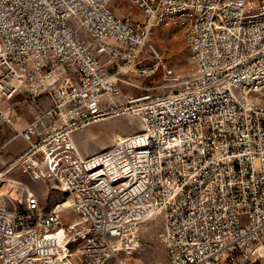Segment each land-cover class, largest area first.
Masks as SVG:
<instances>
[{"label":"built area","instance_id":"1","mask_svg":"<svg viewBox=\"0 0 264 264\" xmlns=\"http://www.w3.org/2000/svg\"><path fill=\"white\" fill-rule=\"evenodd\" d=\"M113 1L0 0V126L29 143L9 166L63 194L0 209V264H131L158 217L166 264H263L264 0H128L143 20ZM158 27L182 32L193 75ZM120 115L138 130L79 153L78 130Z\"/></svg>","mask_w":264,"mask_h":264},{"label":"rangeland","instance_id":"2","mask_svg":"<svg viewBox=\"0 0 264 264\" xmlns=\"http://www.w3.org/2000/svg\"><path fill=\"white\" fill-rule=\"evenodd\" d=\"M112 7L121 16H132L135 20L144 19L142 11L128 0H114ZM153 40L177 74L189 77L196 72V64L191 57L190 49L178 28L158 27ZM149 61L150 59L145 60V62ZM109 69L111 70V67ZM161 73L160 66L158 72L149 80L157 79V75ZM132 77L138 81L146 80L143 77L133 75ZM124 88L127 91L131 90L128 85H124ZM14 102L19 113L14 109L12 115L23 114L25 120H30L35 113L36 105L26 95L17 96ZM21 120H19L20 125ZM137 130L138 122L135 118L130 115H120L85 126L76 132L75 140L81 154L86 156L111 145L115 139ZM11 138L14 139L5 147L0 157V170L3 171L0 178V209L12 210L14 207H22L26 194L32 191H37L41 195L46 206H52L63 197V194L60 191H52L48 178H29L24 167L18 163L9 167V163H13L29 144L16 128L10 125L0 126V144ZM162 225V218L158 217L144 226L140 249L130 258L131 264H166L164 250L160 244ZM124 256L121 254L113 257L108 264H124L121 262Z\"/></svg>","mask_w":264,"mask_h":264},{"label":"bare ground","instance_id":"3","mask_svg":"<svg viewBox=\"0 0 264 264\" xmlns=\"http://www.w3.org/2000/svg\"><path fill=\"white\" fill-rule=\"evenodd\" d=\"M0 47H1V45H0ZM20 119H21V115H20V114L12 115V120H13V122L15 123V125H16L17 127H19V128H23L24 126H22V125L19 124V120H20ZM124 136H125V135H124ZM124 136H123V137H124ZM123 137H119V138H123ZM119 138H117V139H119ZM78 151H79V153H81L79 147H78ZM63 247H64V246H63ZM63 247H62V251H65L66 249L63 248Z\"/></svg>","mask_w":264,"mask_h":264},{"label":"crops","instance_id":"4","mask_svg":"<svg viewBox=\"0 0 264 264\" xmlns=\"http://www.w3.org/2000/svg\"><path fill=\"white\" fill-rule=\"evenodd\" d=\"M16 111H17V109H16ZM18 112V111H17ZM22 119V118H21ZM20 119V120H21ZM26 124V120L24 119V121H21V125L22 126H24ZM14 138H11L9 141H7V142H4L3 144H0V146H3L4 148H3V153H4V149H5V147L9 144V142H11V140H13ZM3 153H2V155H3ZM1 155V156H2ZM10 163H12V162H10ZM10 163H9V165H10ZM13 166V165H12ZM10 167V166H9Z\"/></svg>","mask_w":264,"mask_h":264}]
</instances>
